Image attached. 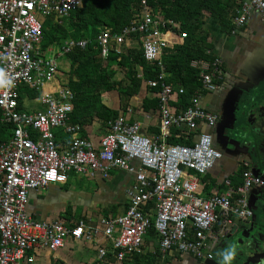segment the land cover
<instances>
[{
  "label": "built area",
  "instance_id": "obj_1",
  "mask_svg": "<svg viewBox=\"0 0 264 264\" xmlns=\"http://www.w3.org/2000/svg\"><path fill=\"white\" fill-rule=\"evenodd\" d=\"M81 6V0H0V119L11 126L10 137L0 141V264H33L30 252H56L69 239L107 242L113 258L124 262L141 252L151 224L162 256L187 254L212 260L218 239L230 233L234 221L253 218L250 192L264 187V179L245 168L237 187L225 182L229 188L223 194L200 193V179L221 159L209 133L195 135L199 125L211 128L216 119L200 108V101L202 91L214 92L215 81L222 79L219 60L192 64L200 69L201 90L184 109L176 106L183 89L166 82L162 52L187 34L179 23L162 20L147 0H140L138 16L118 33L104 28L96 47L106 60L111 51L122 53L133 35H139L144 61L159 70L155 79L143 81L149 90L155 89L158 133L147 137L139 123L119 115L107 123L95 145L78 137L81 126L69 122L73 94L59 77V60L74 47L85 48L87 41L66 39L41 47L44 21L67 17ZM251 13H258L264 24V0H244L234 26L242 27ZM23 89L38 94L32 101L41 110H21ZM55 130L70 139L57 142ZM173 130L184 133L188 143H169ZM113 170L132 176L123 214L96 222L80 220L73 226L39 223L28 215L30 192L65 180L70 173L91 178L98 174L106 180ZM109 251L99 248L98 253L104 257Z\"/></svg>",
  "mask_w": 264,
  "mask_h": 264
},
{
  "label": "crops",
  "instance_id": "obj_2",
  "mask_svg": "<svg viewBox=\"0 0 264 264\" xmlns=\"http://www.w3.org/2000/svg\"><path fill=\"white\" fill-rule=\"evenodd\" d=\"M243 1L234 0L236 5H240ZM203 28L208 33L207 43L210 45L208 53L219 60L223 72L222 79L215 81L216 90L208 93L202 91L200 101V108L205 112L219 116L218 122L213 129L201 124L195 132V135L202 132L210 133L213 137V148L223 153V157L200 179V193L204 197H209L214 193L223 194L229 186L235 187L241 183L240 170L242 172L245 168L250 169L256 175L263 171L260 160L262 162L264 160V24L258 13H251L242 27L234 26L231 32L221 31L219 21L213 17L206 18ZM138 47V41L134 39L126 44V48ZM138 71H141V68ZM44 89L49 90V86H45ZM30 92L32 91L21 90L20 96L23 97L22 100L20 99L21 110H41L42 107L32 101L35 97H31ZM112 92L117 95L116 91L102 94L103 104L107 108L117 110L118 116H125L130 123H139L141 133L147 137L158 133L157 109L142 108V100L154 98L153 93L141 88L140 93L129 100L128 107L123 112L119 109V100L116 101L111 97ZM24 100L32 102L31 105H36L39 109H30L27 105L28 109H24ZM175 105L178 106L177 103ZM106 131L107 125H102L94 119L81 126L78 137L97 145ZM177 132L172 131L168 142L172 144L173 138V140L182 139L183 143H178L180 145L187 144L184 133L181 135ZM234 134L240 137V142L231 137ZM69 139L67 135L64 138L58 136L57 142L65 143ZM230 142L238 144L230 148ZM245 164L248 167H245ZM75 175L70 173L65 180L51 184L45 189L30 192L27 205L30 218L39 223L61 222L71 226L80 220L96 222L104 216H119L124 213L127 207L126 190L132 182L131 175L118 170L111 171L106 180L101 179L98 174H94L92 178L81 176L83 180L75 179ZM225 182H228L229 186ZM260 194H264V187L250 192L251 206L255 199L262 197H259ZM262 201L264 203V199ZM256 220L258 222L260 218L257 216ZM253 222V218L248 221H234L231 231L236 226L241 232L245 231L249 237L255 236L259 239L258 228L253 226ZM229 234L222 238L223 242ZM99 248L109 251L110 245L107 242L89 243L69 239L65 246L56 252L38 249L29 254L34 257L33 264H120L110 251L104 257H100ZM154 251L152 242H149L144 244L139 255H150ZM224 259L221 257L218 260L215 253L212 260H198L187 254L170 256L159 254L157 262L158 264H221ZM237 263L243 264V260ZM122 264H135V261L130 257Z\"/></svg>",
  "mask_w": 264,
  "mask_h": 264
},
{
  "label": "trees",
  "instance_id": "obj_3",
  "mask_svg": "<svg viewBox=\"0 0 264 264\" xmlns=\"http://www.w3.org/2000/svg\"><path fill=\"white\" fill-rule=\"evenodd\" d=\"M81 1V8L71 12L69 16L57 21L50 17L44 21L41 47L45 49L50 45H60L66 39L75 42L87 41L85 48L74 47L64 56L67 67L61 83L73 94V110L69 115V122L82 126L97 119L102 125H107L118 116V111L103 104L102 94L116 91L119 109L124 112L129 100L137 96L141 88L155 92V89L149 90L143 81L155 79L159 70L155 65L144 61L140 44L138 48H126L120 54L111 51L106 60L101 59L96 47V38L104 28L118 33L138 16L140 0ZM147 4L162 20L179 23L181 30L187 34V38L180 43L165 48L161 59L168 74L166 82L183 89V93L177 95L176 103L184 109L194 92L202 87L200 69L192 64L199 61L210 63L214 60L208 53V33L203 28L206 18H216L221 31L231 32L234 28L233 19L240 5H236L234 0H147ZM132 38L138 41L139 35H133ZM115 66L125 71L127 84L113 80ZM139 68L141 71H138ZM139 72H142V78L138 77ZM37 95L36 92H30L31 97ZM22 98L20 96L21 100ZM154 98H144L142 108L157 109V99ZM10 129L11 126L2 123L0 119V141H6L10 137ZM54 135L56 141L58 136H65L60 130L54 131ZM171 142L178 144L183 143V140L172 138ZM239 173L241 176V170ZM149 242L154 246V253L145 256L132 255L135 264H158V235L152 224L147 230L142 248Z\"/></svg>",
  "mask_w": 264,
  "mask_h": 264
},
{
  "label": "water",
  "instance_id": "obj_4",
  "mask_svg": "<svg viewBox=\"0 0 264 264\" xmlns=\"http://www.w3.org/2000/svg\"><path fill=\"white\" fill-rule=\"evenodd\" d=\"M261 163H262L261 167H264V160H263V162H262V160H260V164ZM259 173L260 172H258V175H259ZM260 174H261L260 176L264 179V170ZM255 196L257 199V193H255ZM259 197H261V198H258V200H256V199L255 200L259 204V207H261L260 204L264 205V203L262 201L264 199V194L263 195L260 194ZM255 200H254V202H256ZM254 202L252 203L251 207L254 211H256V210L258 211L259 210L258 206L257 207L253 206ZM261 212L264 213V208ZM256 217H257L256 215L253 216V219H254L253 226H255V228L257 229V228H259V226H261V224H260L261 220H259L257 222ZM226 239L232 240L234 247L237 250H240L242 253L245 254V255H243L244 257L250 256V255H253V256L256 255V259H257V261H255L256 264H264V242H263L264 241V232L262 234H259V239H257V237H255V236L249 237L245 231L241 232V230H238L237 227L234 226L233 230L230 232L229 236ZM229 256H233V252L230 253ZM239 258L240 257L238 256L237 261L241 260Z\"/></svg>",
  "mask_w": 264,
  "mask_h": 264
},
{
  "label": "rangeland",
  "instance_id": "obj_5",
  "mask_svg": "<svg viewBox=\"0 0 264 264\" xmlns=\"http://www.w3.org/2000/svg\"><path fill=\"white\" fill-rule=\"evenodd\" d=\"M67 67V62L66 60L62 57L60 60H59V77L60 79L63 78L65 76L64 74V69H66ZM114 71H115V76L113 78V80L115 81H121V82H124V84H127L128 81L125 79V71L123 69H120L118 67H114L113 68ZM111 97H114L116 101L119 100V98L117 99V95L115 92H112L110 93ZM32 102L28 101V100H24L23 102V108L24 109H28L26 108V105L30 107V109H39L38 106L36 105H31ZM57 131V130H55ZM231 137H233L235 140H240V137L237 135V134H234L232 135ZM241 144V143H239ZM262 169L264 170V167H262ZM76 178L75 179H80V180H83L81 176L79 175H75ZM257 216L260 218L261 220V226H259L258 228V232L259 234H262L264 232V213L261 212V210H258L257 211ZM237 221V220H235ZM145 238V237H144ZM240 238V237H239ZM231 243V244H230ZM229 249V250H228ZM236 248L234 247V244L232 243V240L230 239H226L225 242H223L222 238L219 239L217 245L215 246V250H214V253H215V257L219 260L221 257H224V261L222 262V264H230V261H229V255L230 253H232ZM222 261V260H221Z\"/></svg>",
  "mask_w": 264,
  "mask_h": 264
},
{
  "label": "flooded vegetation",
  "instance_id": "obj_6",
  "mask_svg": "<svg viewBox=\"0 0 264 264\" xmlns=\"http://www.w3.org/2000/svg\"><path fill=\"white\" fill-rule=\"evenodd\" d=\"M214 115L216 116V119H215L214 125L210 129H213L215 127V125L217 124L218 119H219V116L217 114H214ZM211 137H212V135H211ZM212 140H213V137H212ZM234 144H238V143L237 142L236 143L230 142L229 147L231 148L232 146H234ZM219 153H220L221 158H222L223 157V153H221V152H219ZM255 190H257V189L256 188L252 189V192H254ZM253 206L254 207L258 206L259 210H261V211L264 208V205H261V204H260L261 207H259V204L257 203V201L253 204ZM254 215L257 216V210L254 211ZM243 255H245V254L242 253L240 250H238V251L236 250V252H233V256H229L230 264H239V263H237L238 256L240 257L239 259L243 260V264H256V262H255V261H257L256 255L255 256L250 255V256H245V257Z\"/></svg>",
  "mask_w": 264,
  "mask_h": 264
},
{
  "label": "bare ground",
  "instance_id": "obj_7",
  "mask_svg": "<svg viewBox=\"0 0 264 264\" xmlns=\"http://www.w3.org/2000/svg\"><path fill=\"white\" fill-rule=\"evenodd\" d=\"M95 52V51H94ZM208 93V92H207Z\"/></svg>",
  "mask_w": 264,
  "mask_h": 264
}]
</instances>
